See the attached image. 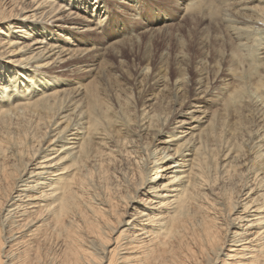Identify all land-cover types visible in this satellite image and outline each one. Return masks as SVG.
Wrapping results in <instances>:
<instances>
[{"label": "bare ground", "instance_id": "bare-ground-1", "mask_svg": "<svg viewBox=\"0 0 264 264\" xmlns=\"http://www.w3.org/2000/svg\"><path fill=\"white\" fill-rule=\"evenodd\" d=\"M110 2L0 0V264H264V0L218 12L233 83L136 98L89 37Z\"/></svg>", "mask_w": 264, "mask_h": 264}, {"label": "rangeland", "instance_id": "rangeland-1", "mask_svg": "<svg viewBox=\"0 0 264 264\" xmlns=\"http://www.w3.org/2000/svg\"><path fill=\"white\" fill-rule=\"evenodd\" d=\"M227 1L198 0L199 6L195 8L199 11L188 8L195 0H129L131 6L126 8L110 2L101 31L89 37L103 49L101 53L106 69L128 90L131 98L138 96L141 86L153 72L165 74L168 88L182 72L187 80L202 74L209 86L218 89L226 82L233 83L229 72L239 70V61L243 60L235 49L234 41L219 24L218 12ZM214 6L217 9L213 12ZM188 10H191L190 15ZM190 16H195V19ZM203 16L205 18L202 19ZM121 40L123 44H115ZM140 73L145 77H140ZM141 103L148 104L143 100ZM141 139L148 145L150 141L151 145L154 142L146 135Z\"/></svg>", "mask_w": 264, "mask_h": 264}]
</instances>
